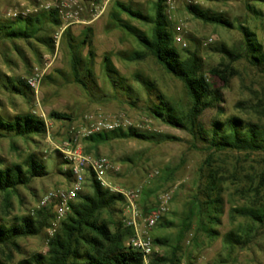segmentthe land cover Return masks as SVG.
I'll list each match as a JSON object with an SVG mask.
<instances>
[{
  "label": "rangeland",
  "instance_id": "rangeland-1",
  "mask_svg": "<svg viewBox=\"0 0 264 264\" xmlns=\"http://www.w3.org/2000/svg\"><path fill=\"white\" fill-rule=\"evenodd\" d=\"M69 1L75 13V17L71 19L73 23L58 12L61 24L55 28L46 27V30L38 34L43 36L50 31L52 47L35 38L13 41L0 38V114L11 118L17 113L32 112L43 118L47 127L46 133L40 136L0 137V158L4 164L22 162L27 155L34 153L43 163L46 172L44 176L34 178L27 186L19 187L17 193H10L7 200V195L0 192V218L12 220L21 215H33L39 198L46 191L71 187L74 177L72 174L67 175L71 162L66 152L77 149L84 155L106 157L118 167V170L108 173L107 181L111 187H139L141 194L138 203L143 215L165 202L166 210L161 217L174 220L177 224L187 211L197 181L198 168L208 153L203 149H194V141L186 131L148 116L145 107L152 104L155 98L136 81V77L151 81L167 100L183 109L188 106L185 88L180 80L165 72L151 56L142 60H129L130 54L141 49L135 38L119 28H106L111 6L115 1L128 3L133 8L151 14L154 0ZM56 2L57 0H0V20L8 18L5 15L8 10H27L28 14H34L41 10L55 9L53 6ZM46 4L52 7L45 9ZM103 4L104 11L96 16L95 8H100ZM187 4H197L203 9L223 14L234 24V28L195 19L185 10ZM254 10H258L259 14H255ZM166 13L173 26L175 46L195 51L202 60L205 72L212 68H222L225 64H229L236 72L226 85L218 78H212L215 87L222 92V101L218 107L207 109L202 114L201 123L207 127L212 119L229 114L253 120L259 118L260 106L256 105L264 102V74L251 66L245 58L231 60L219 49L225 47L232 52L241 51L243 36L237 27L239 24H245L253 30L258 41L264 43V0H167ZM121 17L142 31L148 29L147 25L130 20L124 14ZM99 20L101 24L97 27L95 24ZM88 26L93 30L96 84L90 83L89 90H85L72 81L66 40L62 39V34L69 30L72 36H78ZM86 52L87 49H83V54ZM105 54L110 55L118 73L127 78L138 94L136 106L129 105V101L116 93L109 83L102 69ZM35 68L43 72L37 92L30 89L32 94L22 96L3 87L2 82L6 78L25 81ZM51 111L66 112L72 120L52 119L49 117ZM86 116L117 121V129L122 131L131 127L139 131L167 134L174 139L153 143L134 137L110 135L108 140L97 146L85 137H80L77 144L67 143L73 131L81 130L88 123ZM211 161L214 166H223L230 172L237 171L244 183H247V176L257 179V174L264 171V155L260 153L225 151L213 154ZM154 170L157 173L150 175ZM89 183L90 177L86 174L78 192H87ZM234 186L235 183H228L229 191ZM225 198L228 200L227 195ZM117 207L123 208L124 212V204H117ZM228 208L229 205L226 204L221 224L217 227L221 234L233 226L227 216ZM58 223L52 218L50 226L40 234L19 239L17 248L0 245V261L3 264H20L21 260L34 253L44 254L47 251V238L58 227ZM154 227L146 229L141 225L139 232H147L152 238L156 233ZM174 230L160 229L159 232L167 234ZM189 236L185 239L184 251L194 258L192 264H264V226L260 227L252 243L245 248L236 249L225 262H220L226 258L220 237L210 242L204 239L203 245L194 248L187 242ZM155 247L158 253L164 251L158 245ZM181 261V264H188L186 257Z\"/></svg>",
  "mask_w": 264,
  "mask_h": 264
},
{
  "label": "trees",
  "instance_id": "trees-1",
  "mask_svg": "<svg viewBox=\"0 0 264 264\" xmlns=\"http://www.w3.org/2000/svg\"><path fill=\"white\" fill-rule=\"evenodd\" d=\"M166 1L154 0L151 14L133 8L128 3L115 1L111 6L106 26L107 30L119 28L135 38L141 49L130 54L129 60H142L151 56L165 72L183 83L188 97V106L185 109L167 100L148 79L136 77V81L155 98L152 104L145 107L148 116L165 125L186 131L194 141L193 148L203 149L208 153L198 168L195 188L184 217L176 224L174 220L162 216L156 223V233L152 235V240L155 245L164 248V251L154 252L147 264H181L184 257L187 258L188 264H192L194 258L184 251V242L188 235L190 236L187 242L194 248L203 245L204 239L210 242L220 237L226 257L220 262H225L232 257L236 249L245 248L252 243L260 227L264 226V171L257 174L258 180L245 176L247 183H244L243 177L238 176L237 171L230 172L223 166H214L211 158L213 154L225 151L264 155V102L256 105L260 106L258 108L261 118L253 120L229 114L223 118L212 119L207 127L201 123L202 114L207 109L218 107L222 101V92L215 87L212 78H218L226 85L236 72L229 64L205 72L202 60L195 51L175 46L173 26L166 13ZM185 10L204 23L234 28V24L223 14L203 9L197 4H187ZM253 12L259 14L258 10ZM122 14L130 20L147 25V31L127 22L121 17ZM60 24L56 9L41 10L25 17L6 18L0 20V38L11 41L35 38L52 47L50 31L45 32L43 36L38 34L46 30V27L55 28ZM237 27L243 36L241 51L232 52L225 47L219 50L231 60L245 58L251 66L264 74V43L258 41L255 32L245 24H239ZM92 32V28L88 26L78 36H72L69 30L62 34V39L66 40L72 81L85 90H89L90 83L96 84V54ZM85 48L87 52L83 54ZM102 69L116 93L128 100L129 105L136 106L138 94L127 78L118 73L109 54L103 56ZM2 85L18 95L32 94L24 80L6 78ZM49 117L72 120L66 112L51 111ZM46 130L44 119L32 112L17 113L11 118L0 114V137L30 138L33 135H44ZM110 135L134 137L153 143L174 139L167 134L139 131L131 127L127 131L119 128L85 138L97 146L108 140ZM45 173L43 163L34 153L27 155L22 162L10 164H4L0 158V192L7 195V200L10 193H17L19 187L27 186L34 178L42 177ZM67 175H71L70 169ZM89 177V190L76 194L70 204V212L48 236L47 251L44 254L34 253L21 260L20 264H146L142 253L127 244L134 230L124 224L121 216L123 208L117 207V204L125 206L123 196L101 186L93 175L89 174ZM229 181L235 183L230 191ZM234 198L238 200L234 201ZM226 204L229 205V223L233 226L221 234L217 227L221 224ZM51 209L52 206L38 208L33 215H21L12 220L0 218V245L17 248L19 239L40 234L50 226V221L54 218ZM168 228L175 230L167 234L159 232L160 229ZM0 264L3 263L0 261Z\"/></svg>",
  "mask_w": 264,
  "mask_h": 264
},
{
  "label": "built area",
  "instance_id": "built-area-1",
  "mask_svg": "<svg viewBox=\"0 0 264 264\" xmlns=\"http://www.w3.org/2000/svg\"><path fill=\"white\" fill-rule=\"evenodd\" d=\"M109 0H105L108 2ZM170 1V0H168ZM72 3L69 0H57L53 8H55L66 20L74 18L75 13L71 9ZM49 4L44 5L45 9H50ZM105 9V4L100 8H95L96 16H99ZM6 17L16 18L18 16L25 17L28 15L27 10H8L5 12ZM73 23V21L71 22ZM48 66V64H47ZM43 72L35 68L31 75L26 78V84L29 88L37 92L39 81ZM88 123L80 129L72 132V135L67 143L77 144L80 137H87L96 133L109 132L119 127L117 121L106 120L101 117L94 118L86 116ZM67 157L71 162V174L74 177L73 185L69 188H57L46 191L38 200L37 209L52 206L54 212V221L59 222L70 212V204L73 202L82 183L85 181V175L91 174L103 187L109 188L113 192L120 193L124 200L123 222L127 226H131L134 234L129 237L127 244L135 250L142 253L144 262L147 264L150 256L156 252V247L152 238L147 232H139V227L143 225L146 229H151L157 223L163 212L166 210L165 202L158 207L150 210L146 215H143L142 209L139 206V198L141 189L139 187L130 188H115L111 187L107 181L108 173L118 170L108 158L99 156L92 157L82 154L77 149H72L66 152ZM157 170L151 172L150 175L156 174Z\"/></svg>",
  "mask_w": 264,
  "mask_h": 264
},
{
  "label": "crops",
  "instance_id": "crops-1",
  "mask_svg": "<svg viewBox=\"0 0 264 264\" xmlns=\"http://www.w3.org/2000/svg\"><path fill=\"white\" fill-rule=\"evenodd\" d=\"M100 24H101V20L97 21L95 25L98 27Z\"/></svg>",
  "mask_w": 264,
  "mask_h": 264
}]
</instances>
